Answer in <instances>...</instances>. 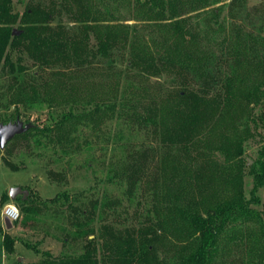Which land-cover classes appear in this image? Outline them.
<instances>
[{
	"label": "trees",
	"instance_id": "obj_1",
	"mask_svg": "<svg viewBox=\"0 0 264 264\" xmlns=\"http://www.w3.org/2000/svg\"><path fill=\"white\" fill-rule=\"evenodd\" d=\"M120 5L133 22L110 10ZM226 5L229 17L217 21ZM13 25L20 33H12ZM213 26L221 37L206 36ZM212 44L218 53L210 50ZM95 65L136 81L167 74L175 86L144 107L141 87L132 85L128 94L114 92L92 110L79 103L75 87L81 71ZM249 76L258 86L247 88ZM261 86L264 0L253 5L247 0H26L21 12L13 0H0V100L6 97L5 107L14 106L1 121L23 116L29 127L13 140L30 139L59 161L71 158L87 144L82 127L96 126L100 111L101 119L123 121L128 130L151 124L163 148L166 178L161 195L153 189V216L146 209L138 224L128 223L116 210V198L85 201L83 189L75 191L66 204L64 219L71 228L63 226L62 242L70 237L76 246L30 264H224L231 243L242 247L240 264H264V199L258 195L264 187V145L247 163L249 196L242 158L257 125L264 129V110L250 115L253 105L262 99L264 104ZM44 107L50 109L47 122H32L31 109ZM143 152L120 172L128 200L144 171ZM2 161L12 165L5 156ZM112 174L117 178L115 170ZM7 199L2 193L0 207ZM20 199L26 215L36 210L32 193ZM0 229L3 250L11 254L14 239Z\"/></svg>",
	"mask_w": 264,
	"mask_h": 264
},
{
	"label": "rangeland",
	"instance_id": "obj_2",
	"mask_svg": "<svg viewBox=\"0 0 264 264\" xmlns=\"http://www.w3.org/2000/svg\"><path fill=\"white\" fill-rule=\"evenodd\" d=\"M25 1L13 0V8L21 12ZM256 2L257 0H247L248 5H253ZM110 10H116L115 13L119 20L126 23L133 22V19H129L131 16L127 13V8L120 5L118 7H110ZM228 12L229 7L226 5L220 11L217 21H221L226 16L229 17ZM248 20L257 22L252 16ZM205 23L203 21L202 25ZM138 24L140 25L141 23ZM247 27L251 28L252 26L248 23ZM13 28H16V25H13ZM206 36H209V38L214 36L221 37V34L216 32L213 26L210 31L208 29ZM210 48V50H214V53H218V47L215 45L212 44ZM118 68H122V66L119 65L116 69ZM114 72L108 71L104 66L100 67V65L81 71L78 79L79 84L75 87L76 95L81 101L79 103L86 104L87 108L93 110L96 103L102 106L103 102H109L114 92L118 96L123 93L128 94L131 92L128 91L129 88L132 85H137L139 88L141 87L140 90L142 91L143 99L141 105L146 107L149 104H154L151 103L150 98L153 96L155 98L156 96L159 97L162 93L171 91L175 86L167 74H163L161 77L147 78L145 81H136L135 79L131 80L133 79L132 76L122 73L117 77L113 74ZM252 80V76H249L247 88L252 89L254 85L258 86L256 80L253 83ZM116 81L118 84L114 89L113 83ZM261 88L264 87L261 86ZM4 98L0 100V122L14 110L12 105L5 107V103L3 104ZM252 107L254 109L251 110L250 115L258 116L264 110L263 99ZM19 109L22 111L21 105ZM48 110L50 109H45V107L42 111L31 109L29 119L39 124L44 123V121L47 122L45 119L47 118ZM140 111L145 112V109L142 107ZM100 115L101 112L98 111L97 116L99 117L96 126L84 125L82 127L87 144L83 145V148H80V151L74 153L71 158L66 157L71 159L68 165L65 157L61 161L55 159L51 149L32 146L30 139L26 141L23 138H16L13 140V137L6 142V147L0 148V196L2 193L7 194L8 199L5 203L14 204L20 211V218L16 222L11 223V228H7L1 218L2 206L0 207V225L4 231L13 237L15 243L14 251L11 253L9 261L4 259L3 243H1L2 231L0 229V264L5 261L7 262L4 264L40 262L48 254L57 255L60 252H67V250L74 248L76 245H73L70 237H68L67 241L69 243L65 244V242H62L64 233L62 229L63 226L69 230L71 228L64 219V215L69 212L66 204L73 202L75 191L78 190L83 189L85 201L94 198L100 200L104 197L116 198V210L120 213L121 218L125 219V222L138 224V219L142 220L144 218L143 213L146 212V209L153 216L152 197L155 195L153 189L156 187L158 194L162 193L163 182L166 178L165 173H163L161 155L163 148L160 147L159 150L158 147L161 145L160 140L150 131L151 124L146 126V128L144 124L139 125L141 127L134 125L128 130L123 121L114 118L103 120L104 118L101 119ZM25 119V117L20 116V120L25 121ZM13 120L11 121L13 122ZM239 120L243 122V117ZM129 121H132V118ZM250 124L252 126L251 122ZM250 128H253V126ZM252 133L253 137L248 139L249 145L246 146L242 156L245 161L247 160L244 162L246 173L243 177V187L246 196H249L252 184V173H250L247 163H252L257 158L258 149L264 145V129L257 125ZM143 150L144 152L141 156L145 154L143 157L146 162L144 171L143 174H140V179L132 189V200H128L125 192L126 183L119 180L120 172L123 165L130 159H139L138 155ZM2 156H5L12 165L2 161ZM219 160L224 163V159L222 160L221 158ZM165 167L167 166L165 165ZM111 170L113 172L115 170L117 178H113L114 175L112 174L113 172H110ZM57 172L61 173L62 176L53 174ZM167 183L171 184L169 181ZM15 185L25 189L28 188L29 192L26 197H29L32 193V204L35 206V211L33 209L28 215L25 214L24 210L20 208V197H22L20 194L16 195L13 200L10 199L8 190ZM65 192L68 196L64 200L62 194ZM258 195L262 202L264 199V187L258 191ZM53 197L58 198L55 201H51ZM137 200H139L138 209L135 205ZM165 202H168L167 197L161 201V203ZM156 229L158 232V228ZM166 242L168 243L167 238ZM158 246L161 251L165 250L163 246ZM228 247L229 252L227 254L230 257H226L224 264H240V258L243 255L242 247L232 243Z\"/></svg>",
	"mask_w": 264,
	"mask_h": 264
},
{
	"label": "water",
	"instance_id": "obj_3",
	"mask_svg": "<svg viewBox=\"0 0 264 264\" xmlns=\"http://www.w3.org/2000/svg\"><path fill=\"white\" fill-rule=\"evenodd\" d=\"M13 34H18L20 33V30L13 28L12 30ZM28 124H24L22 120L19 118H16L15 120L3 123L0 122V148H4L6 145V142L9 141L11 138L14 137L16 134H20L27 130ZM8 194L10 199H14L16 195H21L22 198H25L28 195V190L25 188H22L20 186H13L10 187L8 190ZM4 226L7 228H11V222L7 219L4 218L3 220Z\"/></svg>",
	"mask_w": 264,
	"mask_h": 264
},
{
	"label": "built area",
	"instance_id": "obj_4",
	"mask_svg": "<svg viewBox=\"0 0 264 264\" xmlns=\"http://www.w3.org/2000/svg\"><path fill=\"white\" fill-rule=\"evenodd\" d=\"M1 218H7L11 223L16 222L20 218V211L12 203H5L1 207Z\"/></svg>",
	"mask_w": 264,
	"mask_h": 264
},
{
	"label": "crops",
	"instance_id": "obj_5",
	"mask_svg": "<svg viewBox=\"0 0 264 264\" xmlns=\"http://www.w3.org/2000/svg\"><path fill=\"white\" fill-rule=\"evenodd\" d=\"M3 253H4V254H3L4 259H6V260L9 261V257H10L11 254H6V253L4 252V250H3ZM17 258H18V257H17ZM17 258H16V259H17ZM6 262H7V261H5V262H1V264H4V263H6Z\"/></svg>",
	"mask_w": 264,
	"mask_h": 264
}]
</instances>
